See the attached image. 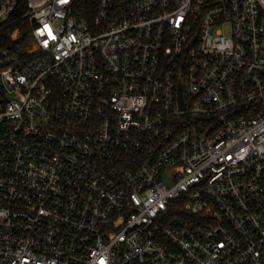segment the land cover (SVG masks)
Instances as JSON below:
<instances>
[{"label": "built area", "instance_id": "obj_1", "mask_svg": "<svg viewBox=\"0 0 264 264\" xmlns=\"http://www.w3.org/2000/svg\"><path fill=\"white\" fill-rule=\"evenodd\" d=\"M76 5L0 0V264H264V0Z\"/></svg>", "mask_w": 264, "mask_h": 264}, {"label": "trees", "instance_id": "obj_2", "mask_svg": "<svg viewBox=\"0 0 264 264\" xmlns=\"http://www.w3.org/2000/svg\"><path fill=\"white\" fill-rule=\"evenodd\" d=\"M99 0H77L76 9L80 16L88 22H92Z\"/></svg>", "mask_w": 264, "mask_h": 264}, {"label": "water", "instance_id": "obj_3", "mask_svg": "<svg viewBox=\"0 0 264 264\" xmlns=\"http://www.w3.org/2000/svg\"><path fill=\"white\" fill-rule=\"evenodd\" d=\"M179 101H180V105L181 107H184V94H183V90H182V84L180 85V89H179Z\"/></svg>", "mask_w": 264, "mask_h": 264}]
</instances>
